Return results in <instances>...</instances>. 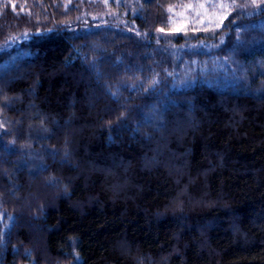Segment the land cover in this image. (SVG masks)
Here are the masks:
<instances>
[{
	"label": "trees",
	"instance_id": "16d2710c",
	"mask_svg": "<svg viewBox=\"0 0 264 264\" xmlns=\"http://www.w3.org/2000/svg\"><path fill=\"white\" fill-rule=\"evenodd\" d=\"M190 1L0 0V264H264V0Z\"/></svg>",
	"mask_w": 264,
	"mask_h": 264
},
{
	"label": "rangeland",
	"instance_id": "374dc122",
	"mask_svg": "<svg viewBox=\"0 0 264 264\" xmlns=\"http://www.w3.org/2000/svg\"><path fill=\"white\" fill-rule=\"evenodd\" d=\"M98 1L107 5L113 0ZM114 1L119 2L120 0ZM234 3L235 0H192L186 4L187 6L175 12L172 17V30L183 33L188 31L186 34L192 33V35H197L202 30L206 32L215 27L223 26V21L230 14L232 4ZM210 49L209 45H205L202 42L199 44L191 43L184 48L182 47L181 50L209 51Z\"/></svg>",
	"mask_w": 264,
	"mask_h": 264
}]
</instances>
